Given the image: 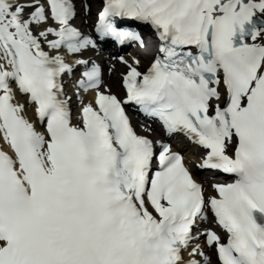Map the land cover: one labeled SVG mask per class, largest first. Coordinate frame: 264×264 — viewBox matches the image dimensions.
I'll return each instance as SVG.
<instances>
[{"label":"snow or ice","instance_id":"obj_1","mask_svg":"<svg viewBox=\"0 0 264 264\" xmlns=\"http://www.w3.org/2000/svg\"><path fill=\"white\" fill-rule=\"evenodd\" d=\"M93 8L0 0V264H264V0ZM133 25L158 50L109 57L121 95L97 54Z\"/></svg>","mask_w":264,"mask_h":264},{"label":"bare ground","instance_id":"obj_2","mask_svg":"<svg viewBox=\"0 0 264 264\" xmlns=\"http://www.w3.org/2000/svg\"><path fill=\"white\" fill-rule=\"evenodd\" d=\"M92 2H93V4H94V8H93V11L97 8V6H98V4H99V2H100V0H92ZM92 11V12H93ZM84 28H86L87 27V23H86V21H84V26H83ZM148 52L149 53H152V52H154V48H153V46L150 44L149 46H148ZM98 56H99V54H97ZM99 58H100V61L101 62H103V64H105L106 66H109L108 65V59L109 58H107V59H103L102 57H100L99 56ZM112 63H114V61H112ZM115 64V63H114ZM122 69V67L119 65L116 69H115V71H113L112 72V76H110V75H108L107 77H106V80L108 81V83H110L112 86H113V90L114 91H117V92H119L120 91V88H119V86H118V84H117V82H116V74L117 73H120V70ZM193 147H186V151H193ZM206 186H207V184H206Z\"/></svg>","mask_w":264,"mask_h":264},{"label":"rangeland","instance_id":"obj_3","mask_svg":"<svg viewBox=\"0 0 264 264\" xmlns=\"http://www.w3.org/2000/svg\"><path fill=\"white\" fill-rule=\"evenodd\" d=\"M117 83L119 84V81L117 80Z\"/></svg>","mask_w":264,"mask_h":264}]
</instances>
